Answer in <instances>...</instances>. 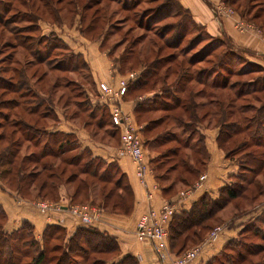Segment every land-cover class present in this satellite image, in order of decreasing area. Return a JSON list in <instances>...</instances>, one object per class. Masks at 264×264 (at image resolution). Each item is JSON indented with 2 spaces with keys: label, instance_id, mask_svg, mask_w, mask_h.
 <instances>
[{
  "label": "rangeland",
  "instance_id": "obj_1",
  "mask_svg": "<svg viewBox=\"0 0 264 264\" xmlns=\"http://www.w3.org/2000/svg\"><path fill=\"white\" fill-rule=\"evenodd\" d=\"M176 1L178 0H0V150L5 149L10 144L11 149L20 148L19 153L16 150L15 160L17 163L13 165V168L26 156L28 157L35 151H41L42 145L48 139L47 134H37L33 130L34 126H55L54 123L65 126L68 122L70 130L73 127L77 130L78 134L71 133L76 135L78 141L81 138L93 141L95 144L97 140L102 143L107 142L112 147L119 148L120 146V133L111 123L107 106L100 101V95L96 92V86H94L90 77V69L83 65L81 59L77 58V54L70 45L71 43L64 42L59 36L61 33L59 27L62 25H64L63 28L65 27L69 32H73L74 35L80 33L85 36L89 42L90 40L100 41L102 50L109 54L114 61V65L118 68L120 64L115 59L128 53L122 63L123 67L121 69L123 71L119 70L122 78L138 72L140 74L146 68V65L149 62L152 63L156 57H159L160 61L162 60L157 69L159 72L158 78L161 79L157 86L151 85V87H155V90L144 92V89H142L129 94L126 92L123 100L124 98H142L143 95L147 94L150 99L148 98L144 103H152L153 96L151 95L154 91H160L162 87L170 85L183 73V68L186 71V78L183 77V80L191 77L192 81L189 85L193 87V90L206 89L211 91L210 83L205 85L204 82L200 83L197 78L198 72L201 69H206L211 77L219 73L220 76L217 81H225L233 87L228 86L223 90H216L219 95L222 92L223 97H227L228 101L235 99L230 106L227 105L226 110L233 111L228 116V120L240 121L241 126H244L247 120L255 115L256 109L264 101V90L256 91L251 83L255 78L264 77V66L253 60L254 58H263L264 54H256L249 48H245L246 51L235 48L231 36L209 34L202 25L191 18V15L181 3L179 4ZM231 2L233 4L230 5L235 10L237 9L247 20L254 22L264 31V0H231ZM230 5L228 6L232 9ZM239 29L243 30L244 26L241 25ZM31 42L37 45L39 54H32L33 50L28 46ZM48 42L50 49L47 50L46 45ZM156 44L158 46L163 45V50L159 53H157L158 47ZM224 52L227 53L224 56V62L227 65L223 64L224 66L221 67L217 63ZM220 53L222 54L220 55ZM191 60L194 62L192 65L189 63ZM74 65H77L76 68ZM155 78L157 76L152 77V79ZM11 79L15 81V84L11 85V82H8ZM56 84L57 86H55ZM5 86L17 90L12 91L14 89H10L6 91ZM168 89L173 88L169 86ZM239 89L241 92L238 97ZM175 90L181 91L179 87L174 88ZM3 93L5 94L2 95ZM181 95L186 100L184 93L181 92ZM46 97L52 99L56 110L62 113L56 112L58 118H55L54 115L44 117L43 113L47 108V104H41L36 113L29 112L33 105L41 102ZM12 98H15L18 104L9 103L8 100H12ZM159 98L166 100L169 99V95L161 93ZM196 99L198 102H207L209 97L202 95L197 96ZM208 108V105L205 106V109ZM140 114L135 112V119L137 124L143 128L146 125V116L157 117L167 115L168 112L154 111L144 113V115ZM101 115H105L103 125L99 122ZM217 121L218 116L211 114L206 120L201 121L198 126L202 129L205 126L209 128L216 126ZM177 124L179 123H175L174 118L171 116L153 132L167 128L170 133L172 131L177 133L176 137L180 140L182 136L186 135V132L180 124ZM249 130L250 128L238 134L235 138H244L246 141H250L247 133ZM143 136L146 137L145 134ZM197 136L195 135V138ZM35 141L41 145L35 147L33 145ZM174 145L179 144L172 141L158 149L154 143L146 146L148 164L153 169V173L160 176L162 185L174 181L177 178V172H179L178 169L170 168L171 163L174 162L168 160L164 155L167 148ZM184 145L181 143L180 147L182 152L186 151V158H189L191 149L186 148ZM80 146L82 148L81 143ZM82 149L71 150L66 155L70 157L82 151L85 157H88L89 154L92 157L96 156L94 148L92 150L87 146ZM260 152L264 155V148ZM240 153H231L232 158H227L237 164L241 156ZM103 159L108 163L112 162L110 165H104L100 162L99 166L100 172H106L107 176L110 175L114 178L110 181H100L97 177L82 173L75 181L60 187L56 202L37 196L38 190L34 192V186L31 188L28 185L23 186L27 190H31V194L22 195L20 192L19 194L33 201L59 203L63 199L68 203L103 207L101 210L104 209L105 212L125 214L112 211L111 206L106 207L105 201L102 202L101 193L103 190H105L104 193H109L114 187L115 180L119 179L122 172L119 167L114 166V163H118L117 161L105 157ZM25 160V171L33 170V162L29 163L31 160ZM200 160H203L201 156ZM53 161V159L50 160V162ZM85 161V158H83L82 164ZM204 164L207 167L208 161ZM98 165L96 166V162L91 165L92 170L95 167L98 168ZM198 165L204 167L201 162ZM10 166L8 165V167ZM78 167L74 170L76 173ZM206 167L202 177L194 181L193 185L204 182L207 176ZM44 171L47 173L49 170ZM70 173L71 169L69 168L65 175ZM242 174L247 179L244 182L238 177ZM230 177L232 179L230 183L247 184L245 187H248L249 191H245L243 197L228 202L221 208L214 219L205 222L208 227L198 231L197 236L191 235V238L185 241L184 238H180L174 242V246L169 242L166 261L170 260L172 264H175V260L179 255L200 245L211 231L218 226H223V230L225 226L230 227V230L234 227L235 234L232 236L234 241H230L220 253L215 255L211 259V264H230L238 256V253L245 252L250 244L255 247L259 243L264 245L262 236L252 235V231L259 226L262 228L259 232H264V189L256 186L257 181L263 180V177H255V174L249 171L242 172L239 165L237 172ZM249 180H254V183H249ZM127 182V179H123L122 186L125 187ZM78 183L84 185L82 186V192L77 195L76 199L72 200V195L75 193ZM0 184L6 187L1 178ZM187 187L190 186L177 181L169 192L179 193ZM221 195V197H226L225 193ZM128 199L130 202L131 197H128ZM109 200L112 201L111 198ZM71 217L75 222H78L72 215ZM55 233L57 238L59 237L58 234H62L60 231ZM57 238L49 239L48 243L51 246L63 244V240ZM240 242L242 244H239ZM107 245L110 246V243H107ZM181 246L182 248L185 247L181 249ZM26 249L34 254L33 248L28 247ZM60 250L62 251L61 247ZM52 253H60V251H53ZM155 253L158 257L156 250ZM123 255L120 248L118 254L115 251L102 254L92 252L87 259L78 254L76 255L77 258L74 259L80 261L79 264H93L97 257H104L110 263L115 258L117 259ZM32 256L30 255L24 260L29 261ZM251 257L253 261L261 259L263 260L261 263H264V250H261L259 255ZM49 260L41 264L55 263V261Z\"/></svg>",
  "mask_w": 264,
  "mask_h": 264
},
{
  "label": "trees",
  "instance_id": "obj_2",
  "mask_svg": "<svg viewBox=\"0 0 264 264\" xmlns=\"http://www.w3.org/2000/svg\"><path fill=\"white\" fill-rule=\"evenodd\" d=\"M224 1L229 5L232 3L231 0ZM176 2L180 4L179 1ZM186 11H188V13L191 15L189 10L186 9ZM240 14L242 15V13ZM242 17L244 16L242 15ZM191 18L193 19L192 15ZM28 46L33 50V55L39 54V49L37 45L34 44V42L29 43ZM162 46L163 45H157V53L163 50ZM46 48L47 50L50 49L49 42L46 45ZM127 54L123 56L121 55L115 59V61H118L120 64L118 68L120 71H123L121 67H123L122 63L123 60H125L128 56ZM221 54L222 53H220V55ZM226 54L227 53L224 52L221 56L219 55L220 58L219 62L217 63L218 66H224V56H226ZM77 58L81 59L83 65L89 68L81 54H77ZM161 61L159 57H156L152 63L149 62L146 65V68L141 71L140 74H138V77L135 80L129 82L127 93L129 94L142 89H144V92L152 89L155 90V87H151V85L153 84V86H157L161 79L158 78L159 72L157 71ZM189 63L192 65L194 62L191 60ZM76 66L77 65H74L75 68ZM130 70L132 71L133 69ZM182 72L183 73L170 85L162 87L160 91H154L152 98L153 102L151 104L144 103V101H147V99H142L143 97L140 98V95L138 96L139 98L136 99L137 103L135 112L141 113L140 115H144V113H152L154 111L168 112L167 115H160L157 117L146 116V125L141 129L142 134H145L146 136L144 137L146 146L153 145L154 143L158 149L162 146L168 145V143L172 141L178 142L179 144L168 147L164 152V155L167 157V159L174 162L171 163L170 168L174 170L178 169L179 171L177 172V178L171 183L167 185H162L160 183L164 191H171L175 185V182L177 181H181L187 186H192L194 181L199 180L202 177L206 167V164L204 163L209 160L210 153L205 144L204 135L202 132H200L201 128L198 125H200L201 121L206 120L211 114L218 116V121L216 123V126L219 127L218 143L219 146L225 151L226 156L228 158H232L231 153L233 154L234 152H241L240 159L239 161L237 160L240 170L242 172H252L255 174V177H263V180H260L259 182L257 181L256 186L264 189V155L260 154V151L264 148V101H262V104L258 109H256L255 115L248 119L244 126H241L242 124L239 123L240 121H233L231 119L228 120V116H230L231 112L233 111H227V105L230 106V104L235 99L233 98L228 101L227 97H223L222 92H220V95L218 92H216V90L220 91L230 86L225 81H217L218 77L220 76L219 73L218 75L216 74L214 77H211L206 69H201L198 72L199 75L197 76L199 82H204L205 85L210 83L212 90L209 91L206 89H201L200 91H195L193 90V87L189 85L192 81V78L187 77V79L183 80V77L186 78V71L184 68L182 69ZM153 76H157V78L152 79ZM163 81L165 83V79ZM8 82H11V85L15 84L13 79ZM251 85L252 87L256 88V91L264 90V77L257 79L255 78ZM55 86H57V84ZM169 86L173 89H168ZM178 87L181 89V91H174V88ZM230 87L233 88L232 85ZM257 88L259 89L257 90ZM10 89H14L12 91L17 90L16 88L5 86L6 91H9ZM181 92L184 93V96H186V100L183 99ZM240 92L241 90L239 93H237L238 97L240 96ZM161 93L169 95V99H160L159 96ZM4 94L5 93L2 95ZM202 95L208 96L209 100L207 102H198L196 99L197 96ZM8 102L18 104L15 98L8 100ZM1 103L3 102L1 101ZM41 104H47V108L43 113L44 117H52L54 115L55 118H58V115L56 114L57 110L52 99L47 97L43 98L41 102L36 103V105H33V107L29 109V112L36 113L38 107L41 106ZM207 105L209 108L205 109V106ZM107 109L109 111L112 125L115 129L118 128V126H116L112 120L108 106ZM214 110L217 112L215 113ZM171 116L174 118L175 123H179L186 132V135L182 136L180 140L176 137L177 133L173 131L170 133L169 129L167 128L153 132L156 128H159L160 125H163L165 120ZM104 119L105 115H101L99 121L101 125H103L102 123ZM54 125L58 124L54 123ZM48 127L49 126H34L33 130L37 134H47L48 139L42 145L41 151H35L33 154L28 155V157L26 156V158H23V160L14 168L13 165L17 163L15 156L17 153H19L20 148L16 147V153L15 148L11 149L10 144L5 149L0 150V178L6 184V187L12 190H17L18 193L20 192L22 195H28L31 194V190H27L23 186L28 185L29 188L34 186V190H36V192L38 190L37 196L56 202L59 197L60 187L75 181V179H77L82 173L97 177L100 181L104 182L114 179L113 177H110V175L107 176L106 172H100L99 169L101 163L104 165H110L112 162L108 163L102 157H92L90 154L88 157H85L84 152L82 151L77 152L69 157V155H66L69 151L75 149L83 150L80 146V142L76 140V135L71 132L65 133L61 131H50ZM249 128L250 130L247 133L249 135L250 141H246L244 138H235L238 136V134L244 132L245 130L247 131ZM195 135L198 136L195 138ZM194 139L195 141H193ZM37 143L38 142L35 141L33 145L36 147ZM181 143L185 144L184 146L186 148L191 149V156H189V158H186V151L182 152L180 147ZM158 151L160 152V150ZM200 156L203 160H200ZM45 158L50 159L46 160ZM83 158H85L86 161L82 164ZM25 159L31 160L29 163L33 162V170L28 172L25 171ZM51 159L54 161L50 162ZM95 162L96 166L99 164L98 168L95 167L96 170L95 168L92 170L91 165L95 164ZM199 162H201L204 167L198 165ZM8 165L11 166L8 167ZM114 166L119 167L118 163H114ZM76 167L79 168L77 169V173L74 171ZM69 168L71 169V173L69 175H65ZM46 169L49 170L47 173L44 171ZM155 175L156 179L160 182V176L157 174ZM238 177L242 179V182L247 180L243 174L238 175ZM123 179H127V177L125 173L121 172V176L119 179L115 180L114 187L111 189V191L109 193H104L105 190H103L101 193V199L103 198L102 202L105 201L104 204L106 207L111 206L112 211L129 214L135 203V197L128 182L125 187L122 186ZM250 182L254 183V180H249V183ZM246 185L244 183L238 182L236 184L229 183L223 187L218 197L214 198L211 194L205 193L199 198V200L193 203L189 210L183 209L179 213L175 214L169 226L168 241L171 242L172 246H174V242L180 238H184L185 241L190 239L191 235L197 236L198 231L208 227V224L205 222H208L210 219H214L221 208H223L228 202L243 197L245 191H249L248 187H245ZM82 186L84 185L78 183L75 193L72 195V200L76 199L77 195L82 192ZM222 193H225L226 197H221ZM128 197H131L130 202ZM110 198L112 201L109 200ZM5 220L6 212L0 203V264H41L49 259V261H55L54 264H79L80 261L74 259L77 258V254L84 259H87L89 254L92 252L102 254L105 252L115 251L118 254L120 250V245L117 239L98 228H90L84 225H78L76 229L71 234H69L67 227L63 224H49L43 232L42 240H40L36 238L34 225L30 222L24 221L19 229L8 232L4 228ZM260 230H262L261 226L253 230L252 235L262 236L264 238V232H259ZM57 231L62 233L58 234L57 236L63 240V244L60 246H51L48 241L49 239L57 238L55 237V232ZM230 241H234V238L229 240L226 245ZM107 243H110V246H108ZM239 244L242 243L240 242ZM28 247L34 249V254H31V251L26 249ZM60 247L62 251L60 250ZM184 247L185 246H183V248ZM183 248L181 246V249ZM58 250L60 253H52L53 251L55 252ZM261 250H264L263 244L259 243L256 245V247L250 244L246 251L239 252L238 256L234 258L230 264H264L261 263L263 261L261 260L262 256L260 257L261 259L259 261H253V258L251 257L254 255H259ZM30 255H33L31 260L25 261L24 259ZM211 259L206 264H211ZM93 264H139V260L135 255L128 253L117 259L115 258L110 263L104 257H97Z\"/></svg>",
  "mask_w": 264,
  "mask_h": 264
},
{
  "label": "crops",
  "instance_id": "obj_3",
  "mask_svg": "<svg viewBox=\"0 0 264 264\" xmlns=\"http://www.w3.org/2000/svg\"><path fill=\"white\" fill-rule=\"evenodd\" d=\"M181 5L189 10L196 22L202 25L206 31L213 35H226L232 37V42L235 48L252 49L256 54H264V31L254 22L247 20L232 7L228 6L224 0H178ZM244 26V29L239 28ZM64 25L59 27L61 31L60 37L72 46L76 54H81L90 69L91 80L96 86V92L99 93V83L107 82L115 84L119 80L121 73L118 66L114 65V61L109 54L102 50L100 41H91L78 33L74 35L69 32ZM246 51V50H245ZM255 54V55H256ZM254 62L261 63L264 66L263 58H254ZM127 76L129 82L138 77ZM126 77V78H127ZM149 94V93H148ZM91 95V93H90ZM151 95V94H150ZM154 95V93H153ZM151 95V96H153ZM142 99L150 98L145 94ZM136 99L124 98L122 106L126 112L132 115L135 119ZM151 104V103H150ZM61 113L60 111H57ZM62 114V113H61ZM137 123V122H136ZM70 125V124H69ZM68 122L63 126H49L50 131L75 132L78 134L75 127L69 129ZM119 131V128H116ZM201 132L204 135L205 144L210 153L208 160L206 178L199 186L192 187L186 199L185 209L189 210L193 203L205 194L209 193L214 198L218 197L223 187L229 184L232 179L231 175L238 170V165L230 161L225 155L224 150L218 144L219 127H203ZM79 142L83 147L95 149L96 156H102L113 161H117L120 169L126 174L127 180L132 188L135 197L134 206L129 214H115L102 211L101 220L98 222V229L114 236L119 242L122 253L133 254L139 264H172L170 260L161 261L154 250L153 244L146 241H139L136 238L135 228L140 216L148 210L150 206L159 207L166 200L174 201L179 197V193H171L164 191L160 182L156 179L155 173H148L145 179H141L137 174V164L129 156L116 157V147L109 146L96 140V144L90 140L79 138ZM41 145L37 143V146ZM36 146V147H37ZM64 187V186H63ZM62 187V188H63ZM187 187L186 189H188ZM35 192V190H34ZM0 203L6 212V220L4 228L8 232H12L20 228L24 221H28L34 225V231L37 239L42 240V235L49 224L61 223L67 227L71 234L78 225L71 217V213L67 209L54 211L51 213H40L33 205V200L23 197L17 191L10 188H4L0 184ZM59 203L67 205L66 200H61ZM234 227L224 228L219 237L202 252L197 259L191 264H206L213 256L220 253L226 243L234 236Z\"/></svg>",
  "mask_w": 264,
  "mask_h": 264
},
{
  "label": "built area",
  "instance_id": "obj_4",
  "mask_svg": "<svg viewBox=\"0 0 264 264\" xmlns=\"http://www.w3.org/2000/svg\"><path fill=\"white\" fill-rule=\"evenodd\" d=\"M132 74L131 77H135ZM129 78H120L115 84L107 82L99 83L100 101L105 103L111 113L112 120L118 126L120 133V146L115 153L116 157L129 156L137 164V174L145 179L148 173H152L146 157V144L142 134V127L139 126L132 115L126 112L122 106L123 97L128 90ZM201 184V183H200ZM195 184L179 193L174 200H166L161 206H150L137 221L135 234L139 241H148L154 245L161 261L166 259L169 243V226L175 214L185 209L186 199ZM33 205L39 211L49 214L54 211L67 209L77 219V223L90 228H97L101 220L102 210L98 206L86 204L63 205L48 201L36 200ZM223 226H218L211 231L209 236L197 247L179 255L175 264H191L199 255L204 252L219 237Z\"/></svg>",
  "mask_w": 264,
  "mask_h": 264
}]
</instances>
